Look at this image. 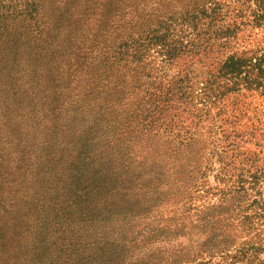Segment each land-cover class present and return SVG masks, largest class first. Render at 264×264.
Instances as JSON below:
<instances>
[{
    "label": "trees",
    "instance_id": "trees-1",
    "mask_svg": "<svg viewBox=\"0 0 264 264\" xmlns=\"http://www.w3.org/2000/svg\"><path fill=\"white\" fill-rule=\"evenodd\" d=\"M256 28L264 0H0V264H55L57 246L82 257L67 227L88 193L61 185L103 135L157 127L196 97L264 92V46L240 44ZM157 57L177 72L155 76ZM101 66L118 71L92 99ZM40 187L78 200L67 212Z\"/></svg>",
    "mask_w": 264,
    "mask_h": 264
},
{
    "label": "rangeland",
    "instance_id": "rangeland-1",
    "mask_svg": "<svg viewBox=\"0 0 264 264\" xmlns=\"http://www.w3.org/2000/svg\"><path fill=\"white\" fill-rule=\"evenodd\" d=\"M253 31L240 44L264 46V29ZM152 64L155 76L177 72L160 57ZM117 71L95 70L86 87L92 99ZM202 102L89 147L84 167L60 184L88 193L84 217L75 214L67 227L82 257L57 246L55 264H264V92L243 88ZM40 190L67 212L78 200Z\"/></svg>",
    "mask_w": 264,
    "mask_h": 264
}]
</instances>
